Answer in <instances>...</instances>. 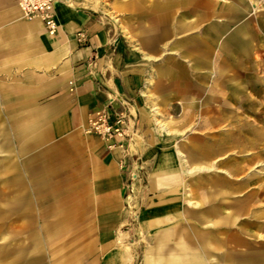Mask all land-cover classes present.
I'll use <instances>...</instances> for the list:
<instances>
[{
    "label": "crops",
    "instance_id": "1",
    "mask_svg": "<svg viewBox=\"0 0 264 264\" xmlns=\"http://www.w3.org/2000/svg\"><path fill=\"white\" fill-rule=\"evenodd\" d=\"M110 6L124 28L100 14L97 0H55L59 28L48 35L40 20L22 17L18 0H0V155L15 162L16 208L21 202L38 225L55 227L47 241L58 248L40 256L61 259L55 264H241L246 159L230 154L240 141L216 139L214 115L216 98L246 96L247 75L260 68L264 3ZM109 104L126 116L122 146L84 132L88 113ZM155 106L165 119L181 118L175 129L156 118L153 127ZM136 158L146 174L140 202L126 189ZM243 264H264V254Z\"/></svg>",
    "mask_w": 264,
    "mask_h": 264
},
{
    "label": "rangeland",
    "instance_id": "2",
    "mask_svg": "<svg viewBox=\"0 0 264 264\" xmlns=\"http://www.w3.org/2000/svg\"><path fill=\"white\" fill-rule=\"evenodd\" d=\"M97 1L101 3L100 14L107 18V21L114 22L121 29L126 26V19H120L111 10L110 0ZM123 38H126L125 29ZM262 39L263 43L259 44L256 53L259 49H261L260 54L264 51V34H262ZM260 54L256 60H259ZM246 88V96L229 99L216 98V105L220 104V107H216L214 115L216 139L229 137L232 142L239 143L240 141L242 146L232 147L230 154L232 158L238 157L239 150H241V155L246 159V232L248 237L245 247H242L243 251L238 255L241 264L246 260L258 261L260 255L264 254V77L257 65L254 72L247 75ZM227 101L230 102V108H222L221 105ZM156 106L151 109L153 127L158 126L154 123L156 118L168 123V128L175 129L176 122L181 118H176L175 114H171L165 119ZM205 118V114L197 115L200 122ZM199 130L201 133V128ZM8 157V155H0V264H47V260L53 264L61 259H47L41 257L40 253L47 249L58 248L59 243L47 241L48 233L52 237L55 227L38 225V216L30 217L29 210L24 211L20 208L21 202H19L20 207L16 208L15 162L7 160ZM138 159L136 158L137 163L135 162L134 165L137 178L131 185V192H134L132 195L135 196V201L140 202L141 191L146 186V174L145 167ZM20 181L21 179L19 184ZM140 207V204L136 206L134 221ZM25 217H29L28 221L24 219Z\"/></svg>",
    "mask_w": 264,
    "mask_h": 264
},
{
    "label": "built area",
    "instance_id": "3",
    "mask_svg": "<svg viewBox=\"0 0 264 264\" xmlns=\"http://www.w3.org/2000/svg\"><path fill=\"white\" fill-rule=\"evenodd\" d=\"M255 4L264 3V0H248ZM55 0H18V7L21 11L22 17L27 20L37 19L43 24V28L48 35H55L58 31L59 24L56 19L54 9ZM77 39L80 44L87 42V37L84 31L77 32ZM260 72L264 77V51L260 54ZM126 116L111 108L110 104L102 108L96 109L88 113L84 132L100 138L104 141H116L110 146H122L125 139H127V124ZM125 166L122 161L121 166ZM137 178L135 172H130L129 180L126 185L128 190L127 196L132 195L131 185Z\"/></svg>",
    "mask_w": 264,
    "mask_h": 264
},
{
    "label": "bare ground",
    "instance_id": "4",
    "mask_svg": "<svg viewBox=\"0 0 264 264\" xmlns=\"http://www.w3.org/2000/svg\"><path fill=\"white\" fill-rule=\"evenodd\" d=\"M249 2H251V1H249ZM253 3V2H252Z\"/></svg>",
    "mask_w": 264,
    "mask_h": 264
}]
</instances>
